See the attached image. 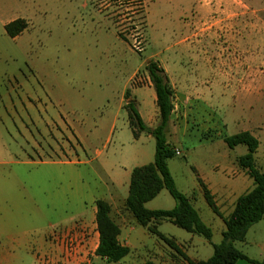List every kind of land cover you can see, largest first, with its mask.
Segmentation results:
<instances>
[{
	"label": "rangeland",
	"instance_id": "1",
	"mask_svg": "<svg viewBox=\"0 0 264 264\" xmlns=\"http://www.w3.org/2000/svg\"><path fill=\"white\" fill-rule=\"evenodd\" d=\"M245 2L246 22L253 28L262 23V47L259 40L256 50L262 48L263 59L251 67H261L263 83L256 92L240 94L224 87V77L215 84L213 72L195 69L190 55L179 54L175 43L191 29L185 27L190 15L177 8L183 0L171 5L154 0L148 25L142 0H0L8 8L5 18L21 16L28 22L15 38L0 26V264H53L41 255L47 234L59 232L68 218L75 221L92 196L127 194L132 168L153 160L155 141L145 132L133 137L124 93L128 90L129 98L140 102L144 118L155 126L158 108L144 66L150 60L166 65L158 61L165 57L174 78L186 77L209 91L206 97L172 87L166 138L180 153L167 162L176 188L190 198L212 238L166 220L158 230L184 244L193 258L212 253L224 223L207 204L199 178L225 189L230 185L235 196L252 187L237 163L246 146L229 148L223 136L254 128L259 140L254 166L264 172V0ZM233 11L222 5L200 18L195 32L204 37L209 32L222 45L223 23L235 19ZM178 57L182 61L176 66L172 60ZM235 78L232 73L231 85ZM254 114L261 119L256 122ZM174 205L166 189L145 204L149 209ZM230 208V203L219 207L223 214ZM131 221L135 223L127 215L120 225L129 227ZM136 225V231L143 229ZM147 235L144 248L119 261L97 257L79 264H187L155 234ZM234 245L247 256L262 258L264 218Z\"/></svg>",
	"mask_w": 264,
	"mask_h": 264
},
{
	"label": "trees",
	"instance_id": "2",
	"mask_svg": "<svg viewBox=\"0 0 264 264\" xmlns=\"http://www.w3.org/2000/svg\"><path fill=\"white\" fill-rule=\"evenodd\" d=\"M27 25L25 19L16 18L8 22L4 29L6 34L13 38L25 30ZM144 70L155 93L158 108L157 124L151 127L143 121L137 110L136 101L129 98L128 90L124 93L126 99L124 109L133 137L137 138L141 132H145L154 139V157L151 162L132 168L128 192L123 202L124 209L131 214L136 224L155 234L170 249L182 256L187 264H235L238 260L264 264V259L249 258L234 245L236 241H243L249 228L264 218V172L254 166V154L258 149L259 140L247 130L225 135L222 138L229 148L239 144L246 146L247 151L237 157V163L252 179V187L235 199L232 210L226 216L220 213L202 179L199 178L198 181L207 204L224 223L221 240L211 244V255L206 259L193 260L178 247L173 238L167 237L158 230V225L166 220L209 241L212 238V229L202 221L190 198L176 188L168 168V159L176 155L175 145L166 138L173 110L172 85L165 70L156 61H148ZM162 189H166L173 197L175 205L169 209L147 208L146 202L156 197ZM95 206L99 240L94 255L107 262L119 261L130 252V249L118 240L120 226L111 216V206L108 201L97 198Z\"/></svg>",
	"mask_w": 264,
	"mask_h": 264
},
{
	"label": "crops",
	"instance_id": "3",
	"mask_svg": "<svg viewBox=\"0 0 264 264\" xmlns=\"http://www.w3.org/2000/svg\"><path fill=\"white\" fill-rule=\"evenodd\" d=\"M144 2L145 8V25H148V13H149V6L154 0H142ZM163 2V0H158ZM176 1L180 0H164L165 3L168 5L174 4ZM183 3L178 4L177 8L180 10V13L189 14L190 20L185 22V27H189L190 33H188L185 37H180V39L175 43L178 47L179 54L183 55H190L196 64V68L206 67L208 71L213 72L215 74L216 80L214 83L218 84L219 78H223L228 80V82L224 83V87L229 89L235 88L240 94H247L256 92L257 89L262 88L263 83V71L261 67L257 69H252V63H260L263 59L262 48L257 51L256 49L260 46L258 45L259 40H261V46L263 42V34H262V23H255L254 28L251 27L253 24L246 22V13L249 9L248 5L246 4L245 0H183ZM218 2L219 5H216ZM223 5V9H233V15L235 18L234 20L225 21L223 23V44L219 45L216 42L215 36L211 33H207L204 37L202 33L199 31L195 32L194 27L198 26L199 19L204 17L207 14H211L212 12H216L219 8ZM109 8V4H107ZM10 11V10H9ZM8 8L6 5L0 6V26H4L16 19V18H23L21 16H11L10 18H5L7 15ZM25 19V18H23ZM26 20V19H25ZM27 22V21H26ZM28 24V22H27ZM28 26V25H27ZM247 26L249 28L247 29ZM5 31V29H4ZM6 33V32H5ZM18 36V35H17ZM16 37V36H15ZM13 37V38H15ZM212 38V40H211ZM214 38V39H213ZM254 49V52H253ZM159 62L166 63V65L161 64V67L165 70L169 81L172 87H177L181 89V92L185 91H198L204 93L206 97L209 94L208 90L198 88L192 81L188 80L186 77H179L174 78L171 72V66L168 63L166 57L161 58L158 60ZM174 65L177 66L178 61H182V57L175 58L172 60ZM215 62L217 65L215 66ZM245 65H248L247 67ZM237 73V78H235V82L233 85L230 84L231 74ZM214 78V79H215ZM147 86H151L150 80L147 77ZM230 79V80H229ZM136 101L137 110L143 119V121L148 125L153 127L154 125L148 124L142 111L140 109V102ZM261 119V116L258 114H254V119L257 120ZM255 122V123H256ZM254 128L246 127L241 131L247 130L251 134L255 136ZM256 137V136H255ZM145 164V163H142ZM139 164V165H142ZM138 165V166H139ZM244 174L246 172L243 170ZM248 176V175H247ZM114 183H119L118 181L113 180ZM203 181V180H202ZM203 183L206 185L207 189L210 191L213 199L218 206L220 205H227L231 204V208L227 211V213H222L219 209L220 213L223 216H226L233 207L234 201L238 196H235L234 192H231V186L229 185L226 189L224 184H215L214 186L210 185V183ZM239 183V182H238ZM236 183L234 186L238 185ZM222 186V187H221ZM115 190H117L115 188ZM248 190V189H247ZM116 195L117 191L115 192ZM127 194L124 197H114L111 195L110 198L105 199L111 206V216L120 226V234L118 236V240L122 245H126L130 252L133 250H140V248H144L146 245L144 244V239L148 236V231L142 227V230L136 231L137 225L136 222L131 221V225L129 227H122L120 225V221H124V217L127 215H131L124 209L123 202ZM232 198V199H231ZM97 197L92 196L89 200L88 205L82 210L81 214L75 221H72L71 218L66 219L63 226L59 230V232L55 233V237L53 234H47L43 242L41 243V255H44L51 260L53 264H64V245L59 239L60 236H63L65 231L73 230L75 232V236L78 238L81 236V231L85 234V241L78 246L77 256L75 260H73V264H79L85 260L89 261V259L97 258L94 255V251L98 245L99 235L96 226L95 214H96V206L95 200ZM104 199V198H102ZM152 209V208H151ZM161 209V208H157ZM203 221V220H202ZM127 224H125L126 226ZM224 230V228H223ZM222 230V231H223ZM221 231V232H222ZM175 240V239H174ZM178 247L191 259L199 260L193 258L192 256L188 255L184 249V244L181 242L176 241ZM214 243V242H213ZM217 243V242H216ZM60 255L63 257L60 258ZM209 254L207 258L210 256ZM264 255V254H263ZM247 256V255H246ZM249 258H253L256 260L264 259L262 258L257 259L254 257L247 256ZM206 259V258H205ZM60 263H59V262ZM235 264H253L246 260H238Z\"/></svg>",
	"mask_w": 264,
	"mask_h": 264
},
{
	"label": "built area",
	"instance_id": "4",
	"mask_svg": "<svg viewBox=\"0 0 264 264\" xmlns=\"http://www.w3.org/2000/svg\"><path fill=\"white\" fill-rule=\"evenodd\" d=\"M140 44V41L137 42V45ZM140 51V49H138ZM176 155L180 154L178 150L175 151ZM85 233L81 231V236L76 237L73 230L65 231L63 236H60L63 245H64V258L66 262H74L75 257L77 256L78 246L85 241Z\"/></svg>",
	"mask_w": 264,
	"mask_h": 264
}]
</instances>
